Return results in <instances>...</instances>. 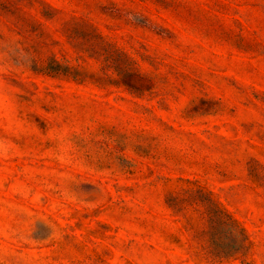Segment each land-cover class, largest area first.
Wrapping results in <instances>:
<instances>
[{"label": "rangeland", "instance_id": "374dc122", "mask_svg": "<svg viewBox=\"0 0 264 264\" xmlns=\"http://www.w3.org/2000/svg\"><path fill=\"white\" fill-rule=\"evenodd\" d=\"M0 264H264V0H0Z\"/></svg>", "mask_w": 264, "mask_h": 264}, {"label": "trees", "instance_id": "16d2710c", "mask_svg": "<svg viewBox=\"0 0 264 264\" xmlns=\"http://www.w3.org/2000/svg\"><path fill=\"white\" fill-rule=\"evenodd\" d=\"M225 212H226V211L223 210V209H222V211H220V213H219V214H220V215H219V219H223V217L225 216ZM234 220H236V219L234 218Z\"/></svg>", "mask_w": 264, "mask_h": 264}]
</instances>
